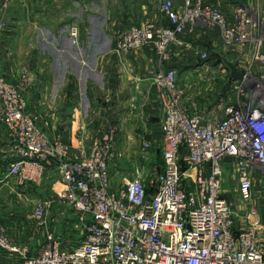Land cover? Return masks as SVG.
Instances as JSON below:
<instances>
[{
  "label": "built area",
  "instance_id": "2783aa9c",
  "mask_svg": "<svg viewBox=\"0 0 264 264\" xmlns=\"http://www.w3.org/2000/svg\"><path fill=\"white\" fill-rule=\"evenodd\" d=\"M9 7L0 0V16ZM160 11L169 25L145 21L126 28L116 34L111 51L151 48L166 64L172 46L190 47L182 38L186 27L202 24L236 56L241 77L227 72L228 88L214 105L188 112L178 68L154 74L164 110L163 167L148 180L137 170L132 180L113 188L109 163L117 126H108V133L93 138L88 148L52 140L28 110L23 86L7 80L0 68V123L12 136L17 156L0 177V187L12 177L21 185L39 183L53 165L63 186L57 197L85 228L77 245L64 248L53 228L54 199L39 201L34 216L45 239L37 252L17 242L0 221V249L8 258L21 264H264V243L257 234L261 219L252 195L254 173L264 177V14L258 19L248 4L237 3L229 17L204 0H185L181 9L162 0ZM69 36L80 48L76 24ZM197 55L209 62L208 49ZM150 147L145 140L144 148ZM227 165L249 208L248 226L238 234L225 190Z\"/></svg>",
  "mask_w": 264,
  "mask_h": 264
},
{
  "label": "crops",
  "instance_id": "0c3cea01",
  "mask_svg": "<svg viewBox=\"0 0 264 264\" xmlns=\"http://www.w3.org/2000/svg\"><path fill=\"white\" fill-rule=\"evenodd\" d=\"M7 1L10 7L0 16V68L7 80L23 86L28 110L35 113L38 123L53 140L77 149L78 140L90 142L99 136L100 124L107 128L113 123L120 129L121 135L115 143L118 148L121 140L124 143L136 131L144 134L152 131L153 139L161 141L162 146L160 124L164 110L153 76L163 68H178L183 106L188 112L212 107L228 88L227 71L223 68V62L228 61L227 48L216 31L202 24L186 27L182 38L190 47L172 46L166 64L160 63L151 48L120 54L111 51L116 34L126 28L145 21L169 25L160 11L162 0ZM172 1L177 9L185 2ZM204 1L229 17L231 7L237 3L248 4L258 19L264 14V0ZM73 24L80 30V48L72 44L69 36ZM205 49L209 50L208 63L197 55ZM27 70L29 80L24 79ZM14 150L12 136L0 123V177L17 160ZM56 172L51 167L45 176L52 178ZM226 174L225 190L232 203L234 231L238 234L248 226L249 208L240 197L229 165ZM43 181L21 185L12 177L0 187V221L17 242L30 247L31 253L37 252L45 239V230L34 216L33 205L35 200V205L42 201L39 190L44 187ZM252 195L261 219L257 234L264 243V201L257 202L254 198L264 197V177L258 171L253 176ZM53 199V209L57 203L62 205L63 200L57 196ZM52 219L64 248L67 237L71 238L67 240L71 247L85 236V228L75 218L74 223L72 220L62 223L55 216ZM71 224L75 229H83L84 236L71 237L77 235L76 230L72 232L68 228ZM21 263L19 258L10 259L0 249V264Z\"/></svg>",
  "mask_w": 264,
  "mask_h": 264
},
{
  "label": "rangeland",
  "instance_id": "374dc122",
  "mask_svg": "<svg viewBox=\"0 0 264 264\" xmlns=\"http://www.w3.org/2000/svg\"><path fill=\"white\" fill-rule=\"evenodd\" d=\"M115 42H116V40H115ZM114 45L115 44L112 45L111 49L113 47H115ZM231 56H233V53L229 51L228 56H227L228 61L223 62V68L227 72H230V70L227 66L228 62L233 63V64L237 63V61L233 60V57H231ZM28 74L29 73L27 70V75L25 73L26 80H29ZM178 74L180 75V73H178ZM234 96H235V98H234V100H235L237 94L235 93ZM27 106H28V104H27ZM30 112L33 113L32 111H30ZM33 114L35 115V113H33ZM110 125H113V123ZM107 128L106 127L104 128L102 124L99 125V129H100L99 136L100 137L104 136V133H106V134L108 133L106 131ZM119 130L120 129L118 127H116V133H115L116 137L114 139L115 142H114L112 150H111L110 163H109L112 178L115 177V180H114L113 186H112L113 188H119V187L121 188V186H123L126 182L132 180V178L137 174V170L142 171L143 175H144V179L148 180L151 176H154L157 172H159L163 167L162 146L160 144L161 141H155L153 139L154 135H153L152 131H151V133H146V134H144L141 131H136V133L129 134L126 137L124 143L121 140V143L119 144V148H118L117 146H115V143L118 140V137H120V135H121L119 133ZM117 131H118V133H117ZM91 140L93 141L94 139H91ZM145 140H149L151 143V147L148 149L144 148V141ZM58 141H60V140H58ZM78 142H79V145L84 144L85 147L91 145V141L86 142L85 140L84 141L78 140ZM117 148H118V150H117ZM51 167H53V165L49 166V168H51ZM49 168H48V170H49ZM48 170H47V172H48ZM47 172L45 173V175L47 174ZM43 179H44V181H43L44 187L42 190H39V192L43 195L39 199L47 200V199L53 198L54 196H57V193L55 190H60V188L63 187L61 184H59V181L61 180L59 173L56 172V174L54 176H52V178H47L46 176H44L42 178V180ZM37 197H38V194H37ZM254 198H256L257 202L259 200L261 202L264 201V197L259 199L256 196H254ZM35 202H37V201L35 200L33 202L34 206H35V204H34ZM258 204H260V203H258ZM68 206L69 205H67V203L65 201L62 202V205L57 203L55 205L53 211H52L51 217H54V216H55V218L59 217V219L62 220V223L64 221H69V220H72V222H73L74 218H75V220H77L78 218H77L75 211ZM53 213H54V216H53ZM77 222H78V220H77ZM78 225H81V223L78 222ZM68 228L69 229L72 228V232L74 230H76V232H77V235H74L71 237H75V239H79V238L84 236L83 229H81V228L75 229L73 224H71V227H68ZM70 239H71L70 237H67V240H70ZM67 240H66V244H67V246H69L68 245L69 242H67ZM39 246H41V244Z\"/></svg>",
  "mask_w": 264,
  "mask_h": 264
},
{
  "label": "water",
  "instance_id": "95a60500",
  "mask_svg": "<svg viewBox=\"0 0 264 264\" xmlns=\"http://www.w3.org/2000/svg\"><path fill=\"white\" fill-rule=\"evenodd\" d=\"M228 68L230 69L231 77L234 79H238L241 77V73L238 72L236 66L233 63L228 62L227 63Z\"/></svg>",
  "mask_w": 264,
  "mask_h": 264
}]
</instances>
